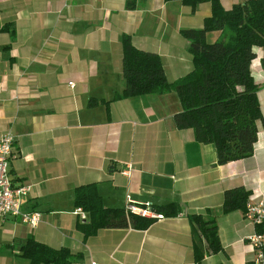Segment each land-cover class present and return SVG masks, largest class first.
Segmentation results:
<instances>
[{
	"label": "crops",
	"instance_id": "obj_1",
	"mask_svg": "<svg viewBox=\"0 0 264 264\" xmlns=\"http://www.w3.org/2000/svg\"><path fill=\"white\" fill-rule=\"evenodd\" d=\"M126 1L0 0V136L13 138L11 182L29 187L20 208L40 213L35 226L18 217L0 221V264H27L18 250L27 238L67 248L69 264H252L246 237L254 228L241 210L222 212L221 203L223 191L237 186L264 201L261 122L250 156L217 164L212 144L174 126L180 105L173 92L103 102L123 86L121 34L156 53L172 81L191 68L179 30L200 27L209 5L191 12L176 0ZM239 2L220 0L226 9ZM253 52L249 68L264 117V47ZM84 184L94 185L104 208L123 209L128 196L161 218L145 228L101 227L83 236L87 213L72 192ZM168 203L177 214L156 211ZM190 214L213 218L220 244L199 262Z\"/></svg>",
	"mask_w": 264,
	"mask_h": 264
},
{
	"label": "trees",
	"instance_id": "obj_2",
	"mask_svg": "<svg viewBox=\"0 0 264 264\" xmlns=\"http://www.w3.org/2000/svg\"><path fill=\"white\" fill-rule=\"evenodd\" d=\"M173 1V0H163ZM193 11L198 3L207 2L209 15L200 27L181 28L179 34L187 41L191 68L172 81H167L160 57L153 52L135 48L130 36H120V74L123 86L111 99L146 94L173 92L180 110L172 115L178 129L189 128L193 138L203 144H212L216 163L245 158L251 155L256 139V122L264 128L256 97L257 85L250 73L253 47H264V0H244L224 8L220 0H176ZM134 0H127L131 7ZM129 4V5H127ZM219 31L213 41L206 34ZM249 191L241 186L226 189L222 194L221 211L243 212ZM75 206L87 213V221L79 224L82 235L101 227L145 228L152 219L126 214L120 208H104L93 184L74 187ZM162 214L175 215L173 203L158 207ZM192 235L193 258L201 261L206 253L220 249L213 218L199 214L188 216ZM264 233V223L254 227ZM19 254L27 264H69L73 254L65 247L52 248L27 238L19 245Z\"/></svg>",
	"mask_w": 264,
	"mask_h": 264
},
{
	"label": "built area",
	"instance_id": "obj_3",
	"mask_svg": "<svg viewBox=\"0 0 264 264\" xmlns=\"http://www.w3.org/2000/svg\"><path fill=\"white\" fill-rule=\"evenodd\" d=\"M244 1V0H241ZM71 85V83H69ZM13 138L9 133L0 136V221L7 217H18L19 220L29 226H35L39 219L38 211H25L20 208V199L27 194L28 185L13 184L8 173V160L11 156V144ZM130 166L127 165L120 173L128 176ZM123 210L126 214H132L143 218H161L149 206H139L126 196ZM83 217V213L80 214ZM242 218L254 228L264 223V201L256 194L247 197ZM253 253L252 264H264V233H256L255 230L246 237Z\"/></svg>",
	"mask_w": 264,
	"mask_h": 264
},
{
	"label": "rangeland",
	"instance_id": "obj_4",
	"mask_svg": "<svg viewBox=\"0 0 264 264\" xmlns=\"http://www.w3.org/2000/svg\"><path fill=\"white\" fill-rule=\"evenodd\" d=\"M191 12H193V11H191ZM188 17V16H187ZM185 51H186V46H185ZM189 55V54H188ZM149 97H152V96H149Z\"/></svg>",
	"mask_w": 264,
	"mask_h": 264
}]
</instances>
